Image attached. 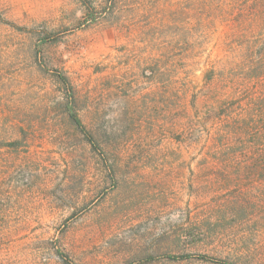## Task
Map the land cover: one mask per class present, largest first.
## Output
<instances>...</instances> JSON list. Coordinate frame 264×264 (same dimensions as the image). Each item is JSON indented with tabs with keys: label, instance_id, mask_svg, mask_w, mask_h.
I'll use <instances>...</instances> for the list:
<instances>
[{
	"label": "rangeland",
	"instance_id": "obj_1",
	"mask_svg": "<svg viewBox=\"0 0 264 264\" xmlns=\"http://www.w3.org/2000/svg\"><path fill=\"white\" fill-rule=\"evenodd\" d=\"M262 135L264 0H0V264H264Z\"/></svg>",
	"mask_w": 264,
	"mask_h": 264
},
{
	"label": "trees",
	"instance_id": "obj_2",
	"mask_svg": "<svg viewBox=\"0 0 264 264\" xmlns=\"http://www.w3.org/2000/svg\"><path fill=\"white\" fill-rule=\"evenodd\" d=\"M61 77H62L61 80L65 86H67L68 88L72 87L66 76L62 75ZM72 98H73V96H72ZM69 113H70V117L75 121V123L81 126L82 122H81L76 110L70 109ZM263 147H264V135H262V149H263ZM4 220L5 219H4L3 214L0 213V226L3 225L2 223L4 222Z\"/></svg>",
	"mask_w": 264,
	"mask_h": 264
}]
</instances>
